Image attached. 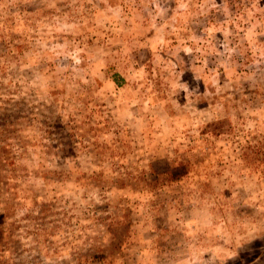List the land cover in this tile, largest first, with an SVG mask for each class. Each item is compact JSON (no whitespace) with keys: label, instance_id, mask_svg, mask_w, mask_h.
I'll list each match as a JSON object with an SVG mask.
<instances>
[{"label":"rangeland","instance_id":"1","mask_svg":"<svg viewBox=\"0 0 264 264\" xmlns=\"http://www.w3.org/2000/svg\"><path fill=\"white\" fill-rule=\"evenodd\" d=\"M0 264H264V0H0Z\"/></svg>","mask_w":264,"mask_h":264}]
</instances>
